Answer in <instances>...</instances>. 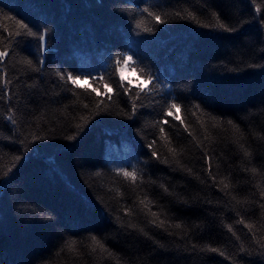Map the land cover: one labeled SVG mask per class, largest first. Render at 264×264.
<instances>
[{
    "label": "trees",
    "instance_id": "1",
    "mask_svg": "<svg viewBox=\"0 0 264 264\" xmlns=\"http://www.w3.org/2000/svg\"><path fill=\"white\" fill-rule=\"evenodd\" d=\"M5 50L0 264H264V0H0Z\"/></svg>",
    "mask_w": 264,
    "mask_h": 264
},
{
    "label": "snow or ice",
    "instance_id": "2",
    "mask_svg": "<svg viewBox=\"0 0 264 264\" xmlns=\"http://www.w3.org/2000/svg\"><path fill=\"white\" fill-rule=\"evenodd\" d=\"M213 15H216V14L213 13ZM188 16H189L190 18H194L193 15H192V13H188ZM154 19H155V21H156L157 23H159V24L164 23V21L162 20V18H161L160 15H155ZM139 26H140V25L137 24V27H139ZM218 26H219V28L224 29V30H226V31H231V29H228L227 26H226L224 23H221V22H219V21H218ZM20 27H21V28H27V25L21 24ZM146 31H150V29H146ZM17 35H19V33H17ZM38 40L41 42L40 47L42 48V47H43V42L45 41V37H44L43 35H41V36L38 37ZM8 55H9L8 51H6V50H5V51H0V62L4 61L5 58H6ZM122 59H123L124 64L127 65V64L129 63V61H131V60L133 59V57H132V56H124V57H122ZM26 63L29 64V65H31L32 62L29 60V61H26ZM58 75H60V74L58 73ZM141 75H143V73H141ZM61 79H63V76H61ZM80 79H81L80 76H74V75H71V74H69V75L67 76V81H69L72 85H77V82H78ZM120 80H121V81L124 80V77H123L122 75H121V77H120ZM113 83H117V82L113 79ZM128 83L131 84V81H129ZM153 83H154V81H153V77L151 76V74H149V75L147 76V78L144 79L142 85H140V84L137 85V88L139 89V91L136 92L135 97H133L132 90H131L129 87H127V86L124 85L123 83H118L117 86H118L119 88L123 89V91H122L121 94H122V95H127V96L129 97V100H131L132 114L128 116L129 119H132V117L135 115V112H136L137 107H138V106H142V105H138V104L136 103V100H138V99L140 98V95H141V94H145V95H146V94H148L149 92H151V91L153 90V89L151 88V85H152ZM105 89H106L107 92L109 93V95H108V99L111 100L112 96H111L110 94L113 93V89H112L111 87H109L108 84H105ZM92 91L95 92L96 89L93 88ZM97 94L100 95L99 93H97ZM99 103L102 104L103 101H100ZM172 109L179 110V109H180V105L177 104V103H171L170 106H169L168 109H167V112H166V115H167V116H172V115H173ZM193 115H195V113H193ZM175 119L180 120V117L177 116V117H175ZM213 119H214V118H213ZM13 122H14V121H13ZM181 122H183V121H181ZM165 123H167V121H165ZM228 123L231 124L232 121H229ZM163 131H164V129L161 128V132H162V133H163ZM74 138H75V137H73V136H69V137H68L69 140H72V139H74ZM149 147H151V146H149ZM245 155L247 156L248 153L245 152ZM152 156H153V157H156V156H157V153L153 151V152H152ZM253 171H255V169H253ZM123 175H124L125 177H131L133 180H135V179L137 178V174H136L135 172H127V171H125V172H123ZM221 183H224V182L221 181ZM228 186H229V185H228L227 183H224V187H225V188H227ZM141 203H143V201H141ZM152 215L155 216L156 214L153 213ZM155 222H156V221H152V223H155ZM163 224H164V222H163V221H160V225H159V226H163ZM176 227L179 228L180 225H176ZM229 231H232L231 227H229ZM92 241H93V244H94L96 247H99L102 251H106V249H104V245H103V244H102V243H101V242H100L95 236L92 237ZM69 247H71V245H70ZM93 250H95V248H93ZM203 250H207V251H210V252H212V253H216V252L218 251L216 248H206V249H202V251H203ZM110 255H111V254H110ZM221 255H223V253H221Z\"/></svg>",
    "mask_w": 264,
    "mask_h": 264
},
{
    "label": "rangeland",
    "instance_id": "3",
    "mask_svg": "<svg viewBox=\"0 0 264 264\" xmlns=\"http://www.w3.org/2000/svg\"><path fill=\"white\" fill-rule=\"evenodd\" d=\"M126 56H130V55L127 54ZM131 62H132V60L129 61V63L127 65H125L123 60H122V62L117 66L118 76L121 77V75H122L124 77V80L131 81V83L134 85H138V84L142 85L144 79L142 77L138 76L135 69L130 66ZM79 82L82 83L83 81L79 80Z\"/></svg>",
    "mask_w": 264,
    "mask_h": 264
}]
</instances>
